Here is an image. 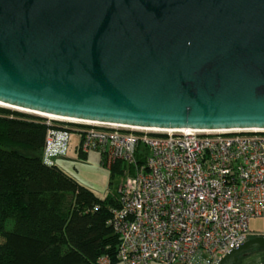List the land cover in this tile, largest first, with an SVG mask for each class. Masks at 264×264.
Wrapping results in <instances>:
<instances>
[{"label":"water","instance_id":"95a60500","mask_svg":"<svg viewBox=\"0 0 264 264\" xmlns=\"http://www.w3.org/2000/svg\"><path fill=\"white\" fill-rule=\"evenodd\" d=\"M0 102L135 127L264 129V0H0ZM257 249L264 235L217 264Z\"/></svg>","mask_w":264,"mask_h":264},{"label":"built area","instance_id":"2783aa9c","mask_svg":"<svg viewBox=\"0 0 264 264\" xmlns=\"http://www.w3.org/2000/svg\"><path fill=\"white\" fill-rule=\"evenodd\" d=\"M47 119L44 162L66 155L72 132L76 150L99 153L108 169L133 166L108 221L121 264H217L255 236L249 220L264 218V129L161 132Z\"/></svg>","mask_w":264,"mask_h":264},{"label":"trees","instance_id":"16d2710c","mask_svg":"<svg viewBox=\"0 0 264 264\" xmlns=\"http://www.w3.org/2000/svg\"><path fill=\"white\" fill-rule=\"evenodd\" d=\"M46 130V119L0 107V264H114L119 236L108 221L117 193L97 196L44 162ZM109 170L134 173L122 161Z\"/></svg>","mask_w":264,"mask_h":264},{"label":"rangeland","instance_id":"374dc122","mask_svg":"<svg viewBox=\"0 0 264 264\" xmlns=\"http://www.w3.org/2000/svg\"><path fill=\"white\" fill-rule=\"evenodd\" d=\"M2 107V106H0ZM7 108V107H4ZM17 111L22 114H30L37 117H42L46 120L47 117L20 111L17 109L7 108ZM78 135L70 134L69 147L67 153L63 157H58L54 161L62 167L66 172L73 175L81 183L90 187L97 196L103 197L108 192L117 193L119 185L125 178V175L114 171L113 173L100 162V155L97 152H89L84 157L79 154L72 147L73 142ZM126 165L127 163L124 162ZM249 229L253 235L264 234V218H252L249 220ZM264 264V251L257 250L241 257L236 264ZM114 264H121L116 261Z\"/></svg>","mask_w":264,"mask_h":264},{"label":"bare ground","instance_id":"6f19581e","mask_svg":"<svg viewBox=\"0 0 264 264\" xmlns=\"http://www.w3.org/2000/svg\"><path fill=\"white\" fill-rule=\"evenodd\" d=\"M0 106L7 107V108H12V109H17V110H20V111H24V112H28V113H33V114H37V115H42V116H45V117L62 119V120L92 122V121H83V120H79V119H75V118L60 117V116H56V115H52V114H46V113H42V112L30 110V109H25V108H21V107H16V106L8 105V104L2 103V102H0ZM121 126H127V125H121ZM127 127L139 128V129H148V130L161 131V132L188 130V129H157V128H147V127H135V126H127ZM198 131H204V130H198Z\"/></svg>","mask_w":264,"mask_h":264},{"label":"crops","instance_id":"0c3cea01","mask_svg":"<svg viewBox=\"0 0 264 264\" xmlns=\"http://www.w3.org/2000/svg\"><path fill=\"white\" fill-rule=\"evenodd\" d=\"M76 138H77V139L74 140L72 147H73L74 150L78 153V151L76 150V148H77L76 146H77V142H78V139H79V138H78V136H77Z\"/></svg>","mask_w":264,"mask_h":264},{"label":"flooded vegetation","instance_id":"af4514ba","mask_svg":"<svg viewBox=\"0 0 264 264\" xmlns=\"http://www.w3.org/2000/svg\"><path fill=\"white\" fill-rule=\"evenodd\" d=\"M253 251H257V250H253ZM253 251H250V252L244 254L243 256H246V255H248L249 253H251V252H253ZM263 251H264V250H263ZM243 256H242V257H243ZM259 264H263V263H259Z\"/></svg>","mask_w":264,"mask_h":264}]
</instances>
